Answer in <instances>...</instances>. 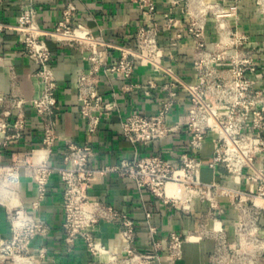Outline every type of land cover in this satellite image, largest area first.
<instances>
[{
  "label": "built area",
  "instance_id": "built-area-1",
  "mask_svg": "<svg viewBox=\"0 0 264 264\" xmlns=\"http://www.w3.org/2000/svg\"><path fill=\"white\" fill-rule=\"evenodd\" d=\"M132 1L140 23L112 43L76 20L72 1L64 2L60 20L46 29L38 23L35 0H16L18 43L36 66L32 78L39 88L31 98L0 89V206L9 227L7 236L0 234V264H61L37 242L51 231L38 208L54 173L62 184L65 252L81 240L99 264H179L185 243L210 239L208 264H264V51L239 26L244 0H167L169 7L162 12L157 0ZM252 1L264 18V0ZM9 26L0 23V28ZM163 33L169 34L164 43ZM47 37L79 50L88 65L76 80L84 122L81 142L58 130V83ZM184 40L192 50L188 77L174 68L177 53L186 52L180 46ZM140 60L148 65L145 83L133 79ZM100 74L109 82L120 79L125 92L140 89L156 107L123 115L120 132L131 155L94 167L92 138L102 115L118 111L114 91L109 100L99 91ZM28 110L42 126L40 142L14 146L27 129ZM176 137L181 144L176 155L169 146L141 150ZM59 141L64 144L62 165L51 162ZM110 173L130 180L139 192L147 190L183 217H194V225L161 235L145 210L148 243L139 247L131 215L90 194ZM21 175L35 186L29 207L19 198ZM172 185L175 191L168 190ZM100 221L116 226V246L97 235Z\"/></svg>",
  "mask_w": 264,
  "mask_h": 264
},
{
  "label": "crops",
  "instance_id": "crops-1",
  "mask_svg": "<svg viewBox=\"0 0 264 264\" xmlns=\"http://www.w3.org/2000/svg\"><path fill=\"white\" fill-rule=\"evenodd\" d=\"M65 1L67 0H35L39 25L51 29L60 20ZM68 1L75 3L76 20L80 24L90 28L95 34L101 31L104 38L112 43L120 42L122 35L129 29L135 28L141 20V13L132 0ZM166 1L157 0L160 12L168 9ZM17 22L16 0H3L0 7V23H7L10 26L0 28V54L2 55L0 89L6 93L16 92L25 98H31L39 88L37 82L32 78V72L36 66L22 54L21 46L18 43V32L14 27ZM239 26L251 36L254 44L260 46L264 51V18L256 12L252 0L242 2ZM168 35V33L162 34L163 43ZM210 37L214 38L211 31ZM47 42L53 51V68L58 83V101L55 109L59 113L58 130L81 142L84 139V122L78 112L76 80L80 70L88 66L87 62L83 60L79 50L68 46H59L48 37ZM180 46L184 47L186 52L177 53L178 62L174 68L180 75L188 77L191 75V67L187 57L192 51L191 44L184 40ZM116 52L115 48H110L111 54H116ZM260 64L264 66V54L260 59ZM147 74L148 65L140 60L133 79L138 83H145ZM98 86L106 100L110 99V93L114 91L118 111H109L102 115L97 134L92 138L93 152L90 164L94 167L110 165L123 156L131 155L132 147L123 139L120 132V120L123 115L134 109L152 111L156 107L155 102L146 97L140 89L125 92L120 79L109 82L103 74H100ZM26 114L27 129L22 138L14 144L17 147L24 144L36 146L42 135V126L37 118L29 110ZM179 139L176 137L161 143L150 144L141 150L144 153H149L160 147L169 146L173 148V153L176 155L181 150ZM205 151L208 153V148ZM64 156V144L59 141L54 147L51 162L62 165ZM35 192L32 180L21 175L19 198L23 205L30 206ZM90 194L131 215L136 221L138 245L141 248H146L148 243L145 210L151 213V222L158 226L161 235H165L169 230L182 232L191 228L195 223L194 217H183L171 205L159 202L147 190L139 192L130 180L113 173L103 176L101 181L92 187ZM194 209L198 211L199 206L196 204ZM38 214L48 221L51 231L47 237L37 242L44 244L48 254L57 262L61 264H99L96 258L90 257L81 240L76 241L70 252L64 250L61 232L62 184L57 173H54L49 180L47 194L38 208ZM8 233L9 227L5 218V210L0 206V234L7 236ZM96 233L110 247L119 243L117 228L114 224L100 221L97 224ZM212 246L213 241L210 239L185 243L179 264H208Z\"/></svg>",
  "mask_w": 264,
  "mask_h": 264
},
{
  "label": "bare ground",
  "instance_id": "bare-ground-1",
  "mask_svg": "<svg viewBox=\"0 0 264 264\" xmlns=\"http://www.w3.org/2000/svg\"><path fill=\"white\" fill-rule=\"evenodd\" d=\"M168 190H169V191H175V187H174V185L169 186V187H168Z\"/></svg>",
  "mask_w": 264,
  "mask_h": 264
}]
</instances>
